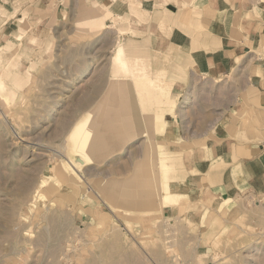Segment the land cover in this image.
<instances>
[{"label":"rangeland","instance_id":"rangeland-1","mask_svg":"<svg viewBox=\"0 0 264 264\" xmlns=\"http://www.w3.org/2000/svg\"><path fill=\"white\" fill-rule=\"evenodd\" d=\"M62 15L44 32L15 34L0 57V73L8 74L0 92V264H264V192L244 190L221 200L199 226L154 205L155 182L144 191V202L130 198L133 205L113 211L86 183L128 180L144 137L102 165L74 169L67 136L105 93L113 72L127 80L133 105L160 77L146 67L140 68L146 75L130 72L137 60L147 59L148 48L141 58L128 39L130 47L119 53L116 45L127 33L113 21L89 31L77 26L70 10ZM33 61L29 76L26 67ZM244 73L240 65L193 78L176 94L169 122L179 119L188 131L226 122L231 107L243 108L235 98L246 91ZM14 79L23 85L12 91ZM8 94L12 101L6 103ZM150 126L145 130L153 147Z\"/></svg>","mask_w":264,"mask_h":264},{"label":"crops","instance_id":"crops-1","mask_svg":"<svg viewBox=\"0 0 264 264\" xmlns=\"http://www.w3.org/2000/svg\"><path fill=\"white\" fill-rule=\"evenodd\" d=\"M102 7L111 13L104 23L127 33L120 35L125 48L128 39L140 56L148 48L147 59L138 61L171 83V98L197 76L240 65L246 71V91L235 98L243 108L231 107L226 122L188 131L167 115L160 129L150 126L153 155L167 165L162 208L200 226L221 200L244 190L264 192V0H0V57L8 50L4 43L23 30L44 32L63 11L77 20Z\"/></svg>","mask_w":264,"mask_h":264},{"label":"bare ground","instance_id":"bare-ground-1","mask_svg":"<svg viewBox=\"0 0 264 264\" xmlns=\"http://www.w3.org/2000/svg\"><path fill=\"white\" fill-rule=\"evenodd\" d=\"M108 12L106 7H102L101 13L99 12L100 14H94L88 18L77 19V26L89 31L102 28ZM119 31L125 33L123 29H119ZM116 47L119 53H122L121 51L126 52V48L122 42L119 41ZM35 64L36 61L31 63L28 62L26 67L28 72L27 75L30 76ZM145 67L144 64L138 61L130 68V72H143L140 68ZM8 68L9 67L6 69L8 70ZM143 73H145L144 75L147 74V72ZM6 75L5 73L0 75V92L2 95L4 94V88H7L5 81ZM17 75L19 74L17 73ZM112 75L105 93L100 96L99 100L85 116L75 124L72 131L68 134L66 141H68L67 149L69 158L71 162L73 160V166L76 170H84L85 166L90 165H102L110 158L121 153L128 144L143 136L144 147L141 156L133 160V172L128 180L117 182L112 179L106 181L98 180V182H95L94 180L88 179L85 181L87 184L89 182L92 183L91 189L100 195L102 199L104 198L106 200L107 203L105 205L108 206L111 211L121 210L123 207L125 208L127 204L133 205L136 201L129 200L130 198L144 202L143 200L149 198V195L147 193L144 194V191L154 182V185L157 186V192L155 195L150 196V198L154 205L161 204V196H164V199L168 196L167 183L163 182L167 166L165 160L160 158L161 156L155 157L153 155L154 150L145 128L146 125H152L155 129H160V127L166 123L167 115L172 113L174 108L173 103H175L178 96L175 94L171 98L169 96L171 83L160 80L158 82L155 81L151 91L139 93L137 97L138 103L133 105L129 100V91L131 90L126 85L127 80H123V78L117 76L114 72ZM15 79L14 82L12 81L13 83H10L12 91H14L15 87H20V84L23 83V81L20 80L22 77L16 81ZM126 79L131 78L129 76ZM12 91H8L7 89V92H11V96L14 94ZM11 96H3L6 103L8 101L7 98ZM116 202H120V205H117ZM152 209L157 210V207L154 206ZM140 211H147V209ZM151 213L154 212L151 210Z\"/></svg>","mask_w":264,"mask_h":264}]
</instances>
